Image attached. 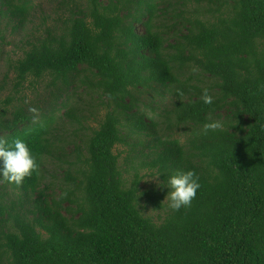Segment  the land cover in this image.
<instances>
[{"label":"trees","instance_id":"obj_1","mask_svg":"<svg viewBox=\"0 0 264 264\" xmlns=\"http://www.w3.org/2000/svg\"><path fill=\"white\" fill-rule=\"evenodd\" d=\"M55 1L62 26L28 41L4 74L16 93L44 78L57 92L0 113V139H24L39 165L8 183L15 200L0 192V264H264V0ZM35 6L0 0V26L24 30ZM80 87L88 109L73 101ZM215 120L221 129L205 128ZM131 136L122 168L114 148ZM48 161L65 165L59 192ZM176 169L201 187L173 212L167 188L140 183L143 170L164 180Z\"/></svg>","mask_w":264,"mask_h":264},{"label":"rangeland","instance_id":"obj_2","mask_svg":"<svg viewBox=\"0 0 264 264\" xmlns=\"http://www.w3.org/2000/svg\"><path fill=\"white\" fill-rule=\"evenodd\" d=\"M36 4L34 11L32 12V15L29 17V22L25 25V28L22 29H15L12 30V22H9L8 25L6 23H2L0 28L2 30L1 35H3V38H0V84H3L6 88L0 91V113L2 111L5 112V116H7L12 110L14 106H21L24 109L33 107L34 109H38V107L42 108L50 101L52 102L54 100L53 93L56 94L57 90L55 88H52L48 82V78H44L42 80H39L37 82H33L30 84L31 79H29V82H25L24 86L19 88V91L16 93L14 85V79L13 74L9 73V77L4 82V74L7 71V66L9 62V57L12 59H16L20 56H22V50L28 47V41L33 40L38 35H43L45 33V29L49 25H58L63 22V17L66 12H61L56 6L57 2L55 0H33ZM78 3L85 2V0H74ZM59 18V19H58ZM58 19V20H57ZM4 21V19H1ZM57 21V22H56ZM6 25V26H5ZM62 26V25H61ZM60 27V26H59ZM84 88H78L75 90V94L73 95V101H76V104L81 108H87L85 105V102L87 100L86 93L83 91ZM69 93L71 92V89H69ZM13 97V101L11 103H6L7 97ZM65 94L63 93L58 100H64ZM89 99H91L89 97ZM145 103H149V96L144 99ZM143 108V106L141 105ZM146 112H149V107L144 109ZM159 112L158 110H156ZM97 113L95 114L94 118L91 119L86 124L89 125L91 128H97L99 125V121L102 119V117L105 114V109L102 107H98ZM10 115V114H9ZM8 115V116H9ZM63 129L67 131L68 133H71L73 130L72 126L70 124H63ZM71 135V134H70ZM177 135V134H176ZM72 137V136H71ZM74 138V137H73ZM135 137L131 136V139L128 137V141L130 145L120 144L116 145L114 148V152L118 153L119 156V164L122 168H124V160L123 158L127 154V150L132 147V144H134ZM75 141L78 142L77 138H75ZM67 149V147H66ZM63 164L60 166L55 165V162L48 161L45 163V169L49 173H53L54 178L51 179V189H53L55 192H59V189L57 186L61 183V180H63V174L62 170L65 167ZM142 172L144 177L140 183V189L143 192H146V190H151L154 187H157V179L153 178L150 174V172H147V170H143ZM124 176L127 177V174H124ZM159 180V179H158ZM160 188L157 187V191H159ZM50 191V190H48ZM0 192H3V199L7 200H15L16 194L18 193L17 190H13L10 186V184L5 183V185H2L0 182ZM141 203L146 205L147 208L144 209L145 213L147 215H153L155 218L157 217L158 212L153 210L152 204L146 203V195H143L141 198ZM165 202V200H164ZM8 203V201H6Z\"/></svg>","mask_w":264,"mask_h":264},{"label":"clouds","instance_id":"obj_3","mask_svg":"<svg viewBox=\"0 0 264 264\" xmlns=\"http://www.w3.org/2000/svg\"><path fill=\"white\" fill-rule=\"evenodd\" d=\"M178 95H182L177 90ZM201 99L204 104H212L213 97L207 89H203ZM223 124L219 120L205 124L206 129H221ZM39 165L36 156L33 154L27 142L16 137L11 141L0 139V180L7 183L20 185L26 177H29L38 169ZM161 173L151 177L158 178ZM157 186L167 188L165 199L167 207L177 212L182 208L191 206L201 187L199 176L192 169H176L164 180L157 179Z\"/></svg>","mask_w":264,"mask_h":264}]
</instances>
